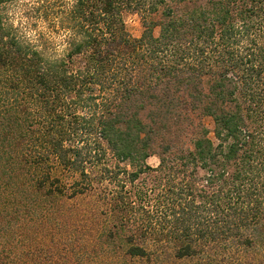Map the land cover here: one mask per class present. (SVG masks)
I'll return each mask as SVG.
<instances>
[{
	"label": "trees",
	"instance_id": "1",
	"mask_svg": "<svg viewBox=\"0 0 264 264\" xmlns=\"http://www.w3.org/2000/svg\"><path fill=\"white\" fill-rule=\"evenodd\" d=\"M125 11L139 14L140 36ZM62 13L53 56L52 39L39 34L38 48L0 14V155L36 207L95 196L103 245L129 258L257 249L264 0H70Z\"/></svg>",
	"mask_w": 264,
	"mask_h": 264
},
{
	"label": "rangeland",
	"instance_id": "2",
	"mask_svg": "<svg viewBox=\"0 0 264 264\" xmlns=\"http://www.w3.org/2000/svg\"><path fill=\"white\" fill-rule=\"evenodd\" d=\"M69 3L70 0H3L0 14L3 22L36 40L38 48L39 34L52 39L54 49L48 54L53 56L64 49L60 33L54 32L53 28ZM43 6L51 9L47 18L42 17ZM123 19L128 33L132 37L140 36L142 24L139 14L125 11ZM154 32L157 34L158 29ZM2 105L0 101L1 110ZM205 123L209 127L212 125L209 118L205 119ZM2 150L0 143L3 156ZM2 156L0 264H264V242H258L257 249L239 254H226L221 247H211L206 253L177 259L169 248H165L158 257L152 259L129 258L120 251H114L113 247L103 245L96 218L90 212L92 205L97 202L95 196L79 195L52 200L47 208L39 209L32 187L24 185L25 178L17 166H9ZM146 162L155 167L158 158L150 156ZM120 168L128 172L133 169L125 162L120 163ZM125 176L121 172L120 178L124 179ZM149 178L148 174H142L136 184L146 185ZM62 179L69 181L68 176H62ZM126 187L131 191L130 183L127 182Z\"/></svg>",
	"mask_w": 264,
	"mask_h": 264
}]
</instances>
